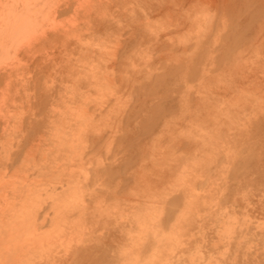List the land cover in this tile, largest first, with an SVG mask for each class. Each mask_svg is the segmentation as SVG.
Masks as SVG:
<instances>
[{
    "label": "rangeland",
    "instance_id": "rangeland-1",
    "mask_svg": "<svg viewBox=\"0 0 264 264\" xmlns=\"http://www.w3.org/2000/svg\"><path fill=\"white\" fill-rule=\"evenodd\" d=\"M117 1L80 77L3 51L0 264H264V0Z\"/></svg>",
    "mask_w": 264,
    "mask_h": 264
},
{
    "label": "bare ground",
    "instance_id": "bare-ground-1",
    "mask_svg": "<svg viewBox=\"0 0 264 264\" xmlns=\"http://www.w3.org/2000/svg\"><path fill=\"white\" fill-rule=\"evenodd\" d=\"M114 1L0 0V62L2 63V66H0V82H3L2 75L9 73L11 70L15 57L18 62H21L29 55L35 53L38 56V60L45 63H54V65L57 60H63L64 57L66 58L67 55H70L68 64L62 70L65 74L62 72L58 78L80 77L81 70H78L77 66L73 65V60H82L84 53L81 54L82 56L75 55V57L74 51L72 49L69 50L67 45L77 43L79 40L86 41L84 48L87 51V47L92 44L93 37L101 36V34H104L105 37H114L115 42L123 41L124 26L119 23L112 25V23L107 24L105 22L108 13L113 10L112 8L116 7L118 1L116 0L115 5L112 6ZM124 1L122 6L131 4V0ZM126 24L131 26L132 23ZM15 38H20L18 41L21 52L11 58V60H6L3 57V51L14 41H17ZM64 53H67V55L65 56ZM85 56H87V53H85ZM31 97H33V94L24 98L21 97V100L27 104ZM71 99V97L67 98L66 103L69 100L71 101ZM189 100L191 101V98ZM48 129V126L43 128L45 131ZM187 193L189 194V192ZM168 210L171 209L169 208ZM151 229L150 233H152Z\"/></svg>",
    "mask_w": 264,
    "mask_h": 264
}]
</instances>
